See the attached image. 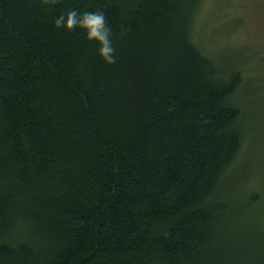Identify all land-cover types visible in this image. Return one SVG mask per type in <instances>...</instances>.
I'll use <instances>...</instances> for the list:
<instances>
[{
  "label": "trees",
  "instance_id": "trees-1",
  "mask_svg": "<svg viewBox=\"0 0 264 264\" xmlns=\"http://www.w3.org/2000/svg\"><path fill=\"white\" fill-rule=\"evenodd\" d=\"M198 3L0 0V264H264L261 192L224 188L243 76L193 43ZM73 7L115 63L55 26Z\"/></svg>",
  "mask_w": 264,
  "mask_h": 264
},
{
  "label": "rangeland",
  "instance_id": "rangeland-1",
  "mask_svg": "<svg viewBox=\"0 0 264 264\" xmlns=\"http://www.w3.org/2000/svg\"><path fill=\"white\" fill-rule=\"evenodd\" d=\"M191 37L221 71L241 70L233 99L246 132L239 157L223 175L224 188L237 196L258 188L262 197L251 211L264 235V0H199Z\"/></svg>",
  "mask_w": 264,
  "mask_h": 264
},
{
  "label": "clouds",
  "instance_id": "clouds-1",
  "mask_svg": "<svg viewBox=\"0 0 264 264\" xmlns=\"http://www.w3.org/2000/svg\"><path fill=\"white\" fill-rule=\"evenodd\" d=\"M51 2L54 3L55 0H51ZM54 24L57 28L63 27L68 31L82 28L89 41H96L97 51L104 61L109 64L116 62L112 27L105 11L101 9L80 11L73 7L66 12H59L54 18Z\"/></svg>",
  "mask_w": 264,
  "mask_h": 264
}]
</instances>
